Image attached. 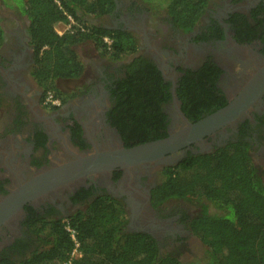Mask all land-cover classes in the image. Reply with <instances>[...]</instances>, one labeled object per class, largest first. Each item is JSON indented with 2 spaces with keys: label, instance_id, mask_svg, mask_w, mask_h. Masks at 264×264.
Wrapping results in <instances>:
<instances>
[{
  "label": "flooded vegetation",
  "instance_id": "obj_1",
  "mask_svg": "<svg viewBox=\"0 0 264 264\" xmlns=\"http://www.w3.org/2000/svg\"><path fill=\"white\" fill-rule=\"evenodd\" d=\"M113 1L110 12L90 22L130 33L136 50L112 58L93 49L89 59L81 57V75L72 79L68 89L53 91L56 104L46 99L48 91L34 76L35 54L20 13L5 21L0 17L4 30L0 41V202L32 179L86 155L149 142L130 144L113 125L120 83L128 77L134 78L133 83L143 77L155 83L160 79L166 88L169 97L159 100L163 115L159 130L166 136L186 126V121L194 123L217 110L203 111L198 119L186 115L182 106L189 100L178 97L181 81L185 85L195 79L203 84L211 104H216L217 96L227 104L246 88L250 90L248 106L233 123L180 149L177 154L183 151V155L173 165L81 174L0 214V264H22L49 249L51 231L58 225L72 228L69 220L84 215L78 213L98 197L122 206L123 233L151 236L159 255L183 250L185 244L196 241L191 222L207 202L159 201L152 193L162 171L187 155L209 154L228 144L244 145L252 161L264 169V84H251L258 75L264 77V0H208L190 28L175 23L165 8L146 6L140 0ZM211 68L216 74H210ZM154 70L158 76L152 78ZM209 76L215 77L213 83ZM127 124L128 132L135 127L134 121ZM140 134L147 135L145 129ZM75 254L82 256L80 246Z\"/></svg>",
  "mask_w": 264,
  "mask_h": 264
},
{
  "label": "trees",
  "instance_id": "obj_2",
  "mask_svg": "<svg viewBox=\"0 0 264 264\" xmlns=\"http://www.w3.org/2000/svg\"><path fill=\"white\" fill-rule=\"evenodd\" d=\"M155 8H165L178 25L190 28L202 14L208 0H144ZM0 5L16 9L24 20V33L33 47V73L45 91H56L57 79H73L81 75L83 66L76 46L90 41L101 56L119 58L136 50V39L127 32L109 31L88 24L86 17H100L110 12L113 0H0ZM71 18L75 26L59 34L55 26ZM0 18V41L4 32ZM111 38L108 47L103 37ZM212 73L216 74L215 69ZM158 76L154 70L152 75ZM209 76V82H214ZM143 79L145 81H143ZM128 77L120 83V101L115 107L113 125L130 144L157 140L166 136L159 100L169 97L162 82ZM204 82V81H202ZM205 83V82H204ZM186 86V87H185ZM188 93L185 94V89ZM190 91V92H189ZM188 95H192L190 98ZM160 96V98H159ZM178 97L188 99L182 110L189 117L200 118L226 102L211 95L195 79L180 82ZM213 108L212 110H209ZM163 116V115H162ZM149 123L146 124V121ZM135 127L126 130L127 123ZM145 129V134L141 131ZM154 131L153 136L149 135ZM245 146L228 144L209 154L187 155L174 167L162 171L161 182L153 190L157 199L178 198L200 202L202 212L191 222V231L205 248V257L196 264H264V179ZM110 198L98 197L84 214L72 218L70 226L77 232L82 256L70 258L73 242L64 225H58L49 249L35 253L22 264H186L179 253L158 254L155 240L144 233H123L124 210ZM208 206L215 208L209 212Z\"/></svg>",
  "mask_w": 264,
  "mask_h": 264
},
{
  "label": "water",
  "instance_id": "obj_3",
  "mask_svg": "<svg viewBox=\"0 0 264 264\" xmlns=\"http://www.w3.org/2000/svg\"><path fill=\"white\" fill-rule=\"evenodd\" d=\"M264 84V77L258 75L252 82L253 85ZM251 86V87H252ZM250 89V88H248ZM248 91L244 88L238 96L232 98L225 106L204 116L194 123L186 121V126L171 131L166 137L149 141L130 148L119 147L107 152L95 153L79 158L73 164L63 166L54 171L44 173L24 186L12 191L0 202V214L13 211L23 202L32 199L37 194L44 192L60 182L76 178L81 174H95L106 172L113 168L126 170L131 166L173 165L178 161L183 151L177 152L191 143H199L204 136L233 123L248 106ZM256 97L258 91L252 90ZM251 94V95H252ZM180 116L182 114L179 112Z\"/></svg>",
  "mask_w": 264,
  "mask_h": 264
},
{
  "label": "rangeland",
  "instance_id": "obj_4",
  "mask_svg": "<svg viewBox=\"0 0 264 264\" xmlns=\"http://www.w3.org/2000/svg\"><path fill=\"white\" fill-rule=\"evenodd\" d=\"M143 5L146 6H151L150 4L146 3L144 0H140ZM12 16H19V13L16 9L14 8H6L3 7V5H0V17L5 21L8 18H12ZM86 20L88 21V24H91L93 22H90L92 20L91 17H86ZM92 25V24H91ZM71 26H75V23L71 18L66 19L62 22H59L56 26L55 29L59 34H62L63 32L69 30ZM93 45L90 41L83 42L82 44H79L76 46V51L78 52V56L84 58L83 60H87L90 58V55L94 52L93 50ZM92 57V56H91ZM74 81L72 79H57L55 82L56 88L60 89H68ZM55 92V91H54ZM255 164L257 165V162L254 161ZM262 177L264 179V169H262ZM196 205V203L199 202H190ZM210 211H215V208L212 206H208ZM176 253H179L180 259L182 262H185L186 264H196L198 261H201L205 257V248L198 242L196 241H190L189 244H185L183 250H178ZM75 257L77 256L76 254L74 255Z\"/></svg>",
  "mask_w": 264,
  "mask_h": 264
},
{
  "label": "built area",
  "instance_id": "obj_5",
  "mask_svg": "<svg viewBox=\"0 0 264 264\" xmlns=\"http://www.w3.org/2000/svg\"><path fill=\"white\" fill-rule=\"evenodd\" d=\"M111 41H112L111 38H109L108 36L103 37V43L108 47V49H109V46L111 45ZM46 99L52 102L53 104H56L58 102V100L54 97L53 92L51 91L46 92ZM66 230L69 232V235L73 242V248L70 252V258H74V253L78 249L79 243L76 239V234L73 228L67 227Z\"/></svg>",
  "mask_w": 264,
  "mask_h": 264
}]
</instances>
